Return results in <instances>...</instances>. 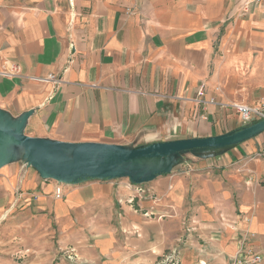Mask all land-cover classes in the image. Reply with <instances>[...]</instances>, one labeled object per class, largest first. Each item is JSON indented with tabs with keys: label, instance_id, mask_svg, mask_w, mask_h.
I'll list each match as a JSON object with an SVG mask.
<instances>
[{
	"label": "crops",
	"instance_id": "obj_1",
	"mask_svg": "<svg viewBox=\"0 0 264 264\" xmlns=\"http://www.w3.org/2000/svg\"><path fill=\"white\" fill-rule=\"evenodd\" d=\"M244 1L0 0V112L66 149L240 131L219 104L264 103V2L243 15ZM3 154L0 264L264 256V133L78 184L43 179L21 147Z\"/></svg>",
	"mask_w": 264,
	"mask_h": 264
},
{
	"label": "water",
	"instance_id": "obj_2",
	"mask_svg": "<svg viewBox=\"0 0 264 264\" xmlns=\"http://www.w3.org/2000/svg\"><path fill=\"white\" fill-rule=\"evenodd\" d=\"M27 117L11 123L0 112V167L6 163L3 150L21 147L29 166L45 180L60 184H78L89 179L107 180L131 176L130 164L140 161L167 159L198 149L226 148L243 143L264 133V121L240 131L205 139H187L157 143L135 149L122 145L87 143L66 149L46 139L32 138L24 133ZM116 153L115 161L105 165L107 153Z\"/></svg>",
	"mask_w": 264,
	"mask_h": 264
},
{
	"label": "built area",
	"instance_id": "obj_3",
	"mask_svg": "<svg viewBox=\"0 0 264 264\" xmlns=\"http://www.w3.org/2000/svg\"><path fill=\"white\" fill-rule=\"evenodd\" d=\"M264 0H245L244 1V13L243 15H247L254 7L261 5ZM40 82H48L53 81L57 82L56 77L50 75L47 78H39ZM204 88H201L203 91ZM211 104H216V101H210ZM222 108H229L236 112L242 119V122L245 127L251 126L253 124L264 121V103H258L253 106L243 105L238 103L233 104H219ZM63 190L59 186L56 190V198H62ZM168 264H181L179 258L173 257L168 260ZM231 264H264V256L262 254L253 252V251H242L241 255L235 258Z\"/></svg>",
	"mask_w": 264,
	"mask_h": 264
},
{
	"label": "bare ground",
	"instance_id": "obj_4",
	"mask_svg": "<svg viewBox=\"0 0 264 264\" xmlns=\"http://www.w3.org/2000/svg\"><path fill=\"white\" fill-rule=\"evenodd\" d=\"M107 158H106V161H105V165H110L112 164L115 159H116V153L114 151H110L109 153H107Z\"/></svg>",
	"mask_w": 264,
	"mask_h": 264
},
{
	"label": "rangeland",
	"instance_id": "obj_5",
	"mask_svg": "<svg viewBox=\"0 0 264 264\" xmlns=\"http://www.w3.org/2000/svg\"><path fill=\"white\" fill-rule=\"evenodd\" d=\"M183 154V153H182ZM105 160H106V158H105Z\"/></svg>",
	"mask_w": 264,
	"mask_h": 264
}]
</instances>
